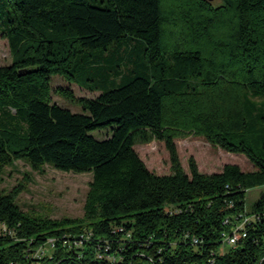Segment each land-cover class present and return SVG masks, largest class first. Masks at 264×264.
Listing matches in <instances>:
<instances>
[{
	"label": "trees",
	"instance_id": "trees-1",
	"mask_svg": "<svg viewBox=\"0 0 264 264\" xmlns=\"http://www.w3.org/2000/svg\"><path fill=\"white\" fill-rule=\"evenodd\" d=\"M4 4L0 28L11 62L0 66V179L19 160L92 178L82 217L73 219L23 213L15 204L20 185L0 191V221L16 230L15 238L0 237V264H26L29 238L84 230L92 236L82 248L59 247L41 264H264V192L250 211L245 207L246 191L264 185V0H221L216 7L206 0ZM124 37L130 43L122 84L107 88L120 67L96 66L78 81L99 91L95 98L53 90L82 112L51 101L53 76L76 83L79 55ZM99 129L109 136L96 139L91 133ZM189 134L244 155L254 170L224 164L206 175L190 158L185 173L174 141ZM151 141L164 143L171 174L149 171L134 150ZM242 212L258 218L228 246L222 233L232 227L224 220L234 223Z\"/></svg>",
	"mask_w": 264,
	"mask_h": 264
},
{
	"label": "rangeland",
	"instance_id": "rangeland-1",
	"mask_svg": "<svg viewBox=\"0 0 264 264\" xmlns=\"http://www.w3.org/2000/svg\"><path fill=\"white\" fill-rule=\"evenodd\" d=\"M209 3L216 7L220 5L221 0H212ZM5 12L4 0H0V15L3 16ZM128 40H130V37H124L106 50H87L79 55L75 61L77 82L69 83L60 76H53L50 80L52 88L51 101L71 112H82L81 107L64 99L53 90L58 87H66L72 91L75 97L95 98L100 92L91 90L88 83L83 86L78 81L82 78H88L90 70L95 69L96 66L106 70L116 66L120 67L121 71L117 76L110 75L111 80L107 82V88H114L122 84L126 79V67L129 65L125 59H122L124 49L130 43ZM141 53V45L137 43V47L133 52L134 57H140ZM10 62L11 55L7 40L2 36L0 28V66L9 65ZM109 133L108 129H99L91 134L96 139L101 140L107 138ZM174 143L180 165L187 174L190 158L195 161L198 171L206 175L219 173L224 164L237 165L243 172L254 170L252 164L244 155L230 154L211 146L201 136L189 134L176 138ZM134 150L149 171L160 176L171 174L168 153L163 142L151 141L147 144H136ZM91 178L92 174L90 172H64L49 165L33 169L26 162L19 160L4 168L0 179V191L8 193L20 185L21 188L15 198V204L23 213L52 220L73 219L82 217L83 203ZM263 192L264 185L246 191L245 207L247 211H250V208ZM227 249V246H223L220 253H225Z\"/></svg>",
	"mask_w": 264,
	"mask_h": 264
},
{
	"label": "built area",
	"instance_id": "built-area-1",
	"mask_svg": "<svg viewBox=\"0 0 264 264\" xmlns=\"http://www.w3.org/2000/svg\"><path fill=\"white\" fill-rule=\"evenodd\" d=\"M228 208L233 207V203L227 204ZM258 216H247L245 212L239 213L235 217V222H231L228 217L224 220V224L231 225L232 232L230 234L222 233L223 241L228 246H235L239 239L246 237L245 227L251 221H254ZM119 232L123 231L122 227L116 229ZM16 237V230L14 228H9L4 222L0 221V237ZM92 236L90 230H84L82 233L75 235L73 237H68L63 235L61 237H47L46 239H35L29 238L26 240V246L24 248V256L26 259V264H41V261L46 257H51L55 251L61 247L65 251H69L72 248L79 249L82 248L85 242ZM194 243H197L196 238L192 239ZM108 248V247H107ZM96 259L101 260L103 255L101 252H96ZM106 259L113 261V257L106 256ZM9 264H15L11 262Z\"/></svg>",
	"mask_w": 264,
	"mask_h": 264
},
{
	"label": "water",
	"instance_id": "water-1",
	"mask_svg": "<svg viewBox=\"0 0 264 264\" xmlns=\"http://www.w3.org/2000/svg\"><path fill=\"white\" fill-rule=\"evenodd\" d=\"M207 1H209V2H210V1H212V0H207Z\"/></svg>",
	"mask_w": 264,
	"mask_h": 264
}]
</instances>
